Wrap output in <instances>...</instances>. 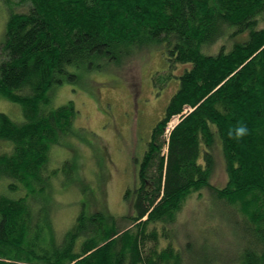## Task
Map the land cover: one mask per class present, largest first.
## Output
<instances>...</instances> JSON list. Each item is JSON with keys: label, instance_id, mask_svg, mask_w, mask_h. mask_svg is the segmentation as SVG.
<instances>
[{"label": "trees", "instance_id": "1", "mask_svg": "<svg viewBox=\"0 0 264 264\" xmlns=\"http://www.w3.org/2000/svg\"><path fill=\"white\" fill-rule=\"evenodd\" d=\"M3 2L0 94L22 105L24 121L0 113V138L13 144L0 152V264H185L190 245L169 240L187 200L203 190L205 215L219 223L213 233L229 242L201 251L195 264H264V0ZM20 5L26 10L15 12ZM154 46L180 69L168 74L180 86L126 190L130 215L82 211L57 232L51 154L73 132L78 110L73 101L52 107L53 88L127 47ZM241 126L247 132L238 136ZM219 162L222 187L212 183Z\"/></svg>", "mask_w": 264, "mask_h": 264}, {"label": "rangeland", "instance_id": "2", "mask_svg": "<svg viewBox=\"0 0 264 264\" xmlns=\"http://www.w3.org/2000/svg\"><path fill=\"white\" fill-rule=\"evenodd\" d=\"M13 9L19 13L26 7L20 5ZM7 19L8 8L0 0V44L4 40ZM127 48L133 49H129L131 53L124 51L115 60H98L99 67L80 69L76 82H65L52 90V107L73 101L78 110L73 132L64 137L61 146L54 148L51 154V167L59 169L54 178L56 204L52 212L57 232H65L82 211L90 214L104 210L115 217L130 215L126 190L138 182L137 171L152 131L180 86L179 79L168 77L169 73H180V69L174 70L162 47L140 51L136 47ZM0 113L17 123L24 121L22 105L1 94ZM177 124L175 117L166 135ZM12 148V143L0 138V152L7 153ZM219 163L212 183L222 187L226 173ZM64 165L73 172L69 177ZM3 186L0 182V193L5 191ZM152 186L149 179V189ZM207 198L209 193L203 190L200 196L195 194L187 200L179 216L178 234L169 240L178 248L190 245L184 252L185 264H195L201 251L211 254V248L218 246L222 250L229 242L228 239L221 241L219 235L213 233L212 227H219V223L215 221L217 218L209 222L205 215ZM166 244L165 240L160 241L159 248ZM152 246L153 242L148 244Z\"/></svg>", "mask_w": 264, "mask_h": 264}, {"label": "clouds", "instance_id": "3", "mask_svg": "<svg viewBox=\"0 0 264 264\" xmlns=\"http://www.w3.org/2000/svg\"><path fill=\"white\" fill-rule=\"evenodd\" d=\"M247 132V128L244 127V126H241V127H238L236 129V134L239 136V135H243L244 133Z\"/></svg>", "mask_w": 264, "mask_h": 264}, {"label": "water", "instance_id": "4", "mask_svg": "<svg viewBox=\"0 0 264 264\" xmlns=\"http://www.w3.org/2000/svg\"><path fill=\"white\" fill-rule=\"evenodd\" d=\"M146 190H149V187L148 186L146 187Z\"/></svg>", "mask_w": 264, "mask_h": 264}, {"label": "flooded vegetation", "instance_id": "5", "mask_svg": "<svg viewBox=\"0 0 264 264\" xmlns=\"http://www.w3.org/2000/svg\"><path fill=\"white\" fill-rule=\"evenodd\" d=\"M147 186H148V184H147Z\"/></svg>", "mask_w": 264, "mask_h": 264}]
</instances>
